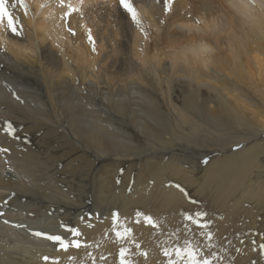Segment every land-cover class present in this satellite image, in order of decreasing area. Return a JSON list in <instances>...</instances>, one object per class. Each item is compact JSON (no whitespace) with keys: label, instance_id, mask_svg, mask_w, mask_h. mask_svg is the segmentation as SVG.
<instances>
[{"label":"bare ground","instance_id":"obj_1","mask_svg":"<svg viewBox=\"0 0 264 264\" xmlns=\"http://www.w3.org/2000/svg\"><path fill=\"white\" fill-rule=\"evenodd\" d=\"M25 2L28 16L17 10L23 36L0 26V148L10 150L0 153V210L5 212L0 264H93L88 253L96 264H119L121 247L131 250L133 264H163L166 243L154 246L148 234L166 233L167 223L176 224L189 212L187 193L176 182L201 197L214 234L211 250L223 257L219 264H264L255 255L264 243V17L259 7L246 19L249 10L234 0H175L176 13L165 16L162 3L135 0L151 26L150 42L130 22H114L111 12L90 13L88 26L99 37V55H93L82 30L74 45L59 27L55 0ZM42 3L52 6L41 9ZM60 117L68 120L70 134ZM7 123L15 136L5 131ZM55 136H68L71 143ZM74 146L86 157L79 171L92 172L98 212L74 201L84 189L74 183L69 166L55 169L57 156L71 163L79 159ZM213 154L219 158L204 165ZM114 212L118 223L132 227L131 239L116 242ZM137 212L139 225L133 223ZM144 215L159 227L144 225ZM3 219L26 229L6 226ZM62 222L79 227L90 247L58 252L31 235L61 234ZM136 244L148 252L147 261Z\"/></svg>","mask_w":264,"mask_h":264},{"label":"snow or ice","instance_id":"obj_2","mask_svg":"<svg viewBox=\"0 0 264 264\" xmlns=\"http://www.w3.org/2000/svg\"><path fill=\"white\" fill-rule=\"evenodd\" d=\"M156 3H162L163 5V14L165 16H172L176 13L177 9L174 8L175 0H155ZM56 7L60 11L59 27L63 28L67 37L70 38L75 45L76 38L78 36V30H82L85 41L89 47L90 52L93 55H99L97 50L98 45V36L93 35V28L88 26V19L90 13L99 14L101 10L105 16H108L111 12L110 18L115 22L117 18L124 24L127 25L129 22L136 30H138L143 36L146 42H150V33L151 26L145 25L143 22L139 5L135 0H115L114 4H110L109 0H76V3H73V0H55ZM235 6L248 9V12H245V18L251 19L252 12L259 7L262 17H264V0H234ZM51 3H42L39 5L41 9L51 7ZM145 6H148L145 4ZM17 10L22 12L24 17H27L29 14V5L25 0H0V26L6 27V29L16 37H21L24 35V25L23 20L20 15L17 14ZM72 21H75V26H73ZM158 24H163L164 20H158ZM200 23V21H196ZM115 27L116 24L114 23ZM260 29L264 31V19H261ZM5 131L9 136L16 135V129L13 127L12 123H7ZM9 149L0 148V153L7 154ZM204 164H207L208 161H202ZM181 192L185 190L176 185ZM8 201H4L6 206ZM141 213L137 212L136 219L133 223L139 225L141 223ZM5 212L0 210V217H4ZM207 213L204 211L195 212L192 215L185 214V219L189 221L192 225L198 229V233H193V235H199L205 238L206 244L201 245L198 241L193 242L189 237H184L183 242L179 241L171 247H163L161 249V254L165 258L163 264H219L222 261L223 257H220L216 252L212 251L213 244L211 243L214 239V234L211 231V222L205 217ZM98 218V217H97ZM85 218L81 217L80 220L83 221ZM120 217L117 213H112V231L115 234L116 242L129 240L132 237V227L127 224L118 223ZM143 224L156 229L159 227L157 222L148 215L143 216ZM3 224L12 228H22L26 227L23 224L11 223L8 219H3ZM91 227V224H88ZM60 228L63 229L61 234H50L41 231H31V235L37 239H43L48 241L56 248V250L63 251L67 253L69 249L79 250L81 248L87 249L90 247L89 244L85 243L81 237L82 232L79 227L72 226L67 223L62 222ZM7 236V234H5ZM243 243V241H242ZM260 248V257L264 258V244L259 245ZM137 252L140 256L144 257L145 261L148 260L149 254L147 251H141L140 245L136 244ZM255 251V248L253 249ZM130 249L126 247H121L119 249V264H133V261L130 257ZM239 251V249H237ZM89 257L92 259L93 264H96V258L88 253ZM70 260H74V257H69ZM101 260H105L106 257L101 256ZM44 261H49L50 257L44 256ZM51 264H59L58 260H52ZM252 264H258L257 260H253Z\"/></svg>","mask_w":264,"mask_h":264},{"label":"rangeland","instance_id":"obj_3","mask_svg":"<svg viewBox=\"0 0 264 264\" xmlns=\"http://www.w3.org/2000/svg\"><path fill=\"white\" fill-rule=\"evenodd\" d=\"M56 109H57V111L59 113L60 110H59L58 106H56ZM60 119L62 120V125L64 127V131L66 133L70 134L71 132H70V129H69L68 120L64 119V117H60ZM105 125H107V123ZM55 137H56L57 140L66 139V141L68 143H71V140L69 139L68 136H65V137L55 136ZM263 138H264V136H263ZM32 141H33V139H29L28 140V143L30 144V146L32 144ZM67 148H69V147H67ZM73 149L79 154V159L74 161L73 163H71L66 156H62L61 158L59 156H57L56 157V167H55V169L57 171L61 172V171L64 170V168L67 165L69 166L70 170L73 172V181H74V183H82L83 184V189H84L83 190V197H81V198L80 197H75L74 201L76 203L82 204L85 207L92 208V210L96 211L97 210L96 208H98V207L95 208V206H96V204H98V202H96L97 201L96 197L92 198V194H93V187H92L93 186V176H92V172L88 173L86 170H83L82 172L79 171L80 169L83 168V166L85 164V162L83 161V159L86 158L85 157V153L78 146L77 147L74 146ZM236 149H237V147L236 148L234 147V150H236ZM185 151L186 150L183 151V154H184ZM184 156L189 157L190 156V152L187 151V154H184ZM218 158H219L218 154H213V155H209L208 157H206L202 161L207 160L208 161L207 164L209 165L214 159H218ZM90 161H91V159H90ZM204 165H206V164H204ZM92 168H93V170H95V169L98 168V166H96L94 164ZM189 168H191V167H189ZM82 175L85 176L84 179L81 178ZM60 180H61V178L58 177L57 178V186L59 188L63 189L64 186L62 184H59ZM65 181L69 182L67 179ZM176 184L180 185V187H182L187 193V198L186 199H187V204H188V207H189V212L184 213V216L180 220L176 219V222H177L176 224H172L171 222L167 223V225H166V231L167 232L166 233L148 234V235L150 237H152L153 243L156 244L154 246H159V244H160V247H161L162 245H164L166 243L165 244L166 246L164 245L162 247H171V246H174L178 241L180 243H182L183 242V238L186 237V236L191 238L193 240V242H197L198 241L201 245H203V237L199 236V235H193V233H198V229H196V227L194 225H192L189 221H187L184 218L185 214L192 215L195 212L203 211L201 197L197 196L196 194H193V191H194L193 187H191L189 185L184 186L180 182H176ZM69 185H72L74 187V191H76L75 186L73 184H71V182H69ZM149 187L152 188V185L150 184ZM156 187H157L158 190L166 192V191H164V189L162 187H160V186H156ZM80 193L81 192H78V194H80ZM94 198L96 199V201H95ZM93 203H95V204H93ZM96 212H98V210ZM73 217L74 216H71V218H73ZM13 221L10 220L11 223H16V224L19 223V224H21L20 222L17 223V221H14V222ZM16 229L19 230L18 228H16ZM20 229H26V227H22ZM255 255L257 257L258 256L260 257V251H257L255 253ZM161 257H162L163 260L165 259L162 256V254H161Z\"/></svg>","mask_w":264,"mask_h":264}]
</instances>
